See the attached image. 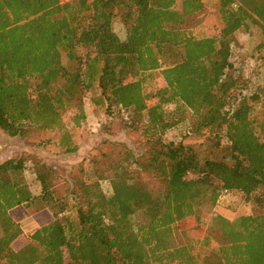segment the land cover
I'll list each match as a JSON object with an SVG mask.
<instances>
[{
  "label": "trees",
  "instance_id": "16d2710c",
  "mask_svg": "<svg viewBox=\"0 0 264 264\" xmlns=\"http://www.w3.org/2000/svg\"><path fill=\"white\" fill-rule=\"evenodd\" d=\"M204 8L203 0H0L1 130L80 153L84 92L100 90L92 102L110 119L120 112L148 144L140 156L114 140L90 146L63 192L47 162L35 164L39 195L25 158L1 163L0 264H264V212L213 216L216 248L192 231L225 191L264 207V88L249 92L232 71L235 35L249 22L264 49V0H219L212 33L197 30ZM116 18L123 38L110 33ZM155 72L164 84L153 88ZM180 123L186 139L167 142ZM37 199L57 208L55 218L17 248L23 228L11 211Z\"/></svg>",
  "mask_w": 264,
  "mask_h": 264
},
{
  "label": "rangeland",
  "instance_id": "374dc122",
  "mask_svg": "<svg viewBox=\"0 0 264 264\" xmlns=\"http://www.w3.org/2000/svg\"><path fill=\"white\" fill-rule=\"evenodd\" d=\"M205 8L196 16L197 30L212 33L220 26L219 0H203ZM110 33L123 38L126 33V26L120 18H116ZM263 41L261 28L249 22L247 30L239 31L235 35L232 47V60L234 61L233 73L241 76L247 83L249 92L264 88V49L259 50L258 45ZM62 61L69 66L72 61L66 53H62ZM147 83L155 88L164 84L159 72H155L154 78ZM100 90H89L84 92L86 119L81 128L77 130L79 143L84 147L80 153H66L57 148L53 143L42 147L30 138L21 136H10L0 129V164L12 158H25V176L34 195L41 193V184L35 174L36 161L47 162L49 167L56 171L57 188L63 192L69 186L72 188V169L86 159L90 154V146L96 147L106 139L122 142L134 153L140 156L148 149V144L140 136L139 130L129 126L127 120L120 112H115L113 119H110L106 107L96 105L92 98H99ZM174 105H169L172 109ZM125 115V114H124ZM69 122V117L67 118ZM187 123H180L170 128L164 138L167 142H179L186 139ZM185 136V137H184ZM194 141L202 142L201 138H193ZM203 155H209V144L205 143ZM40 156V157H37ZM196 174L189 173L188 178H194ZM103 190L107 195L112 194V183L103 182ZM57 208L44 205L39 199L22 206L14 208L11 213L21 224L23 235L14 243L20 247L26 243L29 237L41 226L53 221ZM264 207L258 205L253 198L248 199L244 193L238 190L225 191L214 206H206L202 210V224L190 228L200 238H211V248L218 246V232L212 234V217L219 215L229 220H234L242 215L260 214ZM183 228L189 226L182 223ZM185 226V227H184Z\"/></svg>",
  "mask_w": 264,
  "mask_h": 264
}]
</instances>
